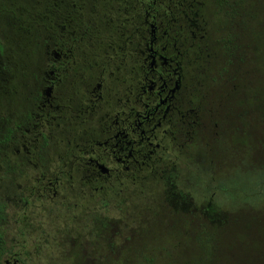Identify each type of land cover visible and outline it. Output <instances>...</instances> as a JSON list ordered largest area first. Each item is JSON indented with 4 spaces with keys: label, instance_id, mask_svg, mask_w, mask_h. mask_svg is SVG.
Instances as JSON below:
<instances>
[{
    "label": "flooded vegetation",
    "instance_id": "obj_1",
    "mask_svg": "<svg viewBox=\"0 0 264 264\" xmlns=\"http://www.w3.org/2000/svg\"><path fill=\"white\" fill-rule=\"evenodd\" d=\"M141 3L83 0L82 30L68 25L61 41L35 31L23 45L17 23L5 17L9 22L0 25L14 52L0 56V79L10 86L15 78L13 92L2 89L0 109L3 122L19 131L14 140L26 172L17 191L25 208L41 201L52 212L49 202L57 199L59 207L76 191L93 196L117 188V194L137 174L174 167L166 153L176 159L187 144L205 143L200 132L211 130L212 119L198 103L196 50L206 33L195 10L200 0ZM59 148L64 166L53 169Z\"/></svg>",
    "mask_w": 264,
    "mask_h": 264
},
{
    "label": "trees",
    "instance_id": "obj_2",
    "mask_svg": "<svg viewBox=\"0 0 264 264\" xmlns=\"http://www.w3.org/2000/svg\"><path fill=\"white\" fill-rule=\"evenodd\" d=\"M82 1L0 0V25L3 26L10 20L17 23L20 26L18 30L22 33L19 39L23 41V45L32 40L35 31L39 32L41 38V33H51L55 40L61 41L67 37L68 25L71 31L80 33L82 30ZM134 1L137 8L143 6V0ZM259 1L262 7L257 0H200V5L195 7L197 18L206 32L201 31L205 42H199L200 47L196 50L200 85L198 103L200 112H203L201 108L204 107L212 119L211 130L200 134L206 136L204 142L212 148L210 156L215 165L216 161L221 163L219 160L226 149L236 144L258 142L261 137L260 130H257L259 125L254 126V120L247 118L248 114L259 110V119L264 122V92L259 96L260 91H264V0ZM152 8L158 6L153 5ZM185 11L188 13L186 8ZM5 17L9 21L5 20ZM17 37L14 36L13 39L17 40ZM10 45L12 42L9 37L0 35V56L7 54L11 59L14 52L9 50ZM209 67L214 69L211 75L205 71L209 70ZM251 69H256L258 73L255 75ZM215 72L216 76L213 75ZM219 76L224 79L223 85L218 84L221 87L218 90L220 99L208 102L209 95L205 89L210 81H217ZM14 80V77L9 78L12 84L9 86L0 79V97L4 93L3 88L13 92ZM258 96L260 108L255 99ZM203 103H208L209 107H205ZM12 112L15 113L16 110ZM263 131L264 129H261V132ZM18 132L17 125H0V179L9 178L16 183L20 173L22 175L26 172H20L22 165L18 159L11 157L9 148L17 142L14 138H17ZM262 137L264 140V132ZM255 158V161L264 166V153H261L260 157L256 155ZM30 160L36 163V158L31 157ZM168 165L164 164L162 167L174 169L173 165ZM172 170L169 174L171 178L166 180L162 172L136 175L134 185L137 193L134 198L138 200L136 197L140 195L142 199L139 201L144 200L148 192L144 186L151 184L147 189L157 199L153 197L154 200L150 207L145 208V212L165 213L160 225L162 230L168 229V237L167 241L165 237L158 241L161 244L159 248L150 246L140 252L139 247H134L132 252L135 254L125 258L122 264H264L263 216L249 212L218 211L212 199H206L199 204L190 193L177 192V175H174ZM68 199L69 197L67 201ZM59 203L64 204V201ZM112 203V206L116 205L115 202ZM105 209L109 212L112 207L107 206ZM68 212L70 213L69 204L67 214ZM69 217V220H75L73 213H70ZM103 220L104 218L101 220V227L105 228L106 222ZM7 221H11L8 200L0 195V261L11 257L16 258L18 264H27L25 240L19 241L17 252L8 246L5 231ZM141 240L148 241L146 232L142 233V237L135 234L133 241ZM76 241L78 240L73 237H70V242L67 241V254H71L76 260L74 264L82 261L79 260L80 257H85L79 255L83 254V251ZM45 244L48 245L49 242ZM158 249L161 251L158 252ZM35 250L38 255L41 254L36 245Z\"/></svg>",
    "mask_w": 264,
    "mask_h": 264
},
{
    "label": "rangeland",
    "instance_id": "obj_3",
    "mask_svg": "<svg viewBox=\"0 0 264 264\" xmlns=\"http://www.w3.org/2000/svg\"><path fill=\"white\" fill-rule=\"evenodd\" d=\"M257 1L260 5V1ZM210 67L209 70H205L208 75H211L214 70ZM250 71L255 75L258 73L256 69ZM213 75L216 76V72ZM221 83L223 85L224 79L219 76L217 81H210L207 85L205 92L209 95L207 96L208 102L219 101L218 90L221 87L218 84ZM263 92L260 91L259 96ZM259 96L255 99L260 108ZM205 114H207L206 111ZM259 114V110L258 112L253 111L247 117L254 120V126L259 125L257 130H260L261 137L258 142L236 144V146L226 149L223 153L225 156L220 154L222 158L220 157L219 161L221 163L216 161V165L210 156L212 148L207 143L201 142L202 139L199 142L189 143L181 153H177L176 159L172 154L166 153L172 160L166 161H170L172 164L174 161V169L164 171V180L171 178L169 174L172 170L174 175H177V192L190 193L191 197L199 204L206 199H212L214 205L219 209L218 211L249 212L260 214L264 218V166L255 161L256 155L260 157L261 153H264V140L262 139L264 131L261 132V129H264V122L259 119ZM6 115V111L0 109V125L5 123L3 120ZM9 148L12 158L22 157L23 151L20 148V143L11 144ZM61 150L63 148L53 149L55 154L51 153L55 159L53 169H57V166H64V163L58 158V151ZM216 152L219 153V151ZM147 185L148 187L144 186V188L148 192L145 194V199L141 201H139L142 199L140 195L136 197L138 200L134 198L137 193L135 185L126 184L123 186L124 189L119 190L117 194V188L114 191L107 189L95 193L93 196L85 195L82 192L79 195L78 191H74L73 196L79 199L71 197L67 201L66 198L64 204L61 203L59 207L56 205L57 200L53 203L49 202L47 206L55 208L49 212L44 211L41 201L35 202L29 208H24L23 202L18 200L17 183L9 178L0 179V195L8 200L11 217V221H7L5 224L8 246L17 252L19 241L25 240L27 243V254H25L27 264H74L76 260L72 258L71 254H67V241L70 242V237L78 240L76 242L80 244L83 254L77 252L80 256H85L79 258L82 261L78 264H122L125 258L135 254L132 250L136 246L139 247L140 252L150 246L159 248L161 244L158 241L164 237L166 240L168 237L166 234L168 229L162 230L160 225L165 213L159 214L152 211L151 214H146L145 208L150 207V203L155 197L147 189L151 184ZM63 193L67 195V191ZM77 201L78 203H76ZM67 202L75 220H69L70 213L67 214ZM112 202H115L116 205L112 206ZM38 205L40 208L36 209ZM107 206L112 207L109 212L105 209ZM42 215L45 217L42 218ZM103 218V222H106L105 228L101 227ZM262 223L264 224V220ZM140 232H146L147 242L133 241L135 234L142 237ZM47 241L48 245L45 244ZM35 245L41 250V254H37ZM163 245L165 246V243ZM157 251L159 252L161 249ZM13 261L14 258L5 257L0 261V264H12Z\"/></svg>",
    "mask_w": 264,
    "mask_h": 264
}]
</instances>
